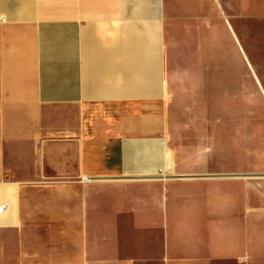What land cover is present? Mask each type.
I'll use <instances>...</instances> for the list:
<instances>
[{"label":"crops","instance_id":"crops-1","mask_svg":"<svg viewBox=\"0 0 264 264\" xmlns=\"http://www.w3.org/2000/svg\"><path fill=\"white\" fill-rule=\"evenodd\" d=\"M0 204V264H264V0H0Z\"/></svg>","mask_w":264,"mask_h":264},{"label":"rangeland","instance_id":"rangeland-1","mask_svg":"<svg viewBox=\"0 0 264 264\" xmlns=\"http://www.w3.org/2000/svg\"><path fill=\"white\" fill-rule=\"evenodd\" d=\"M185 83H189V82H191V81H184ZM202 82L204 83V86H203V89L204 90H211L210 89V80H202ZM192 83H195V81H192ZM180 92H181V94L183 93V94H185L184 93V91L182 92L181 90H180V86H179V88H178V90H176V93L174 94V95H176L177 97L176 98H179V96H180ZM173 106H174V110H178L180 107H177L174 103H173ZM176 115H178L179 114V112H174Z\"/></svg>","mask_w":264,"mask_h":264},{"label":"built area","instance_id":"built-area-1","mask_svg":"<svg viewBox=\"0 0 264 264\" xmlns=\"http://www.w3.org/2000/svg\"><path fill=\"white\" fill-rule=\"evenodd\" d=\"M7 210V206L0 204V214Z\"/></svg>","mask_w":264,"mask_h":264}]
</instances>
